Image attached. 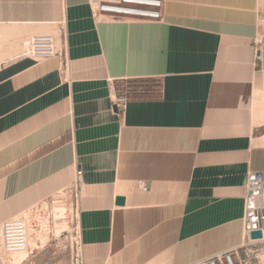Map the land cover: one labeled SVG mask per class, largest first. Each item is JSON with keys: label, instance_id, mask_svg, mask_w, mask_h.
I'll return each instance as SVG.
<instances>
[{"label": "crops", "instance_id": "0c3cea01", "mask_svg": "<svg viewBox=\"0 0 264 264\" xmlns=\"http://www.w3.org/2000/svg\"><path fill=\"white\" fill-rule=\"evenodd\" d=\"M61 23L65 60L24 54ZM260 34L264 0H166L161 21L99 22L89 0H0V223L81 169L85 264H194L241 247L247 174L264 176Z\"/></svg>", "mask_w": 264, "mask_h": 264}, {"label": "built area", "instance_id": "2783aa9c", "mask_svg": "<svg viewBox=\"0 0 264 264\" xmlns=\"http://www.w3.org/2000/svg\"><path fill=\"white\" fill-rule=\"evenodd\" d=\"M92 7V15L96 22L106 17L110 21H161L164 19L166 0H89ZM60 35L42 33L32 36L28 42L29 49L24 53L31 55L36 60L51 57L66 58V34L63 23L60 27ZM59 37L63 42L59 41ZM253 48L256 59L261 57L264 49V34L258 35L253 40ZM117 89L110 80V96L119 110H124L127 103L125 96H119ZM82 170L78 169L75 181L72 185L76 205V236L73 241L72 264H85L83 242L80 234L79 201L82 187ZM245 195L244 234L247 241L239 248L222 251L194 264H248L253 257L260 259L264 255V176L261 172L250 171L247 174ZM140 188L148 190L145 180L140 181ZM65 195V189L58 194ZM28 212V211H27ZM30 214V213H28ZM31 215L26 212L18 217L5 220L0 223V252L10 254L30 250L29 226ZM33 225V223H32ZM35 228V225H33ZM254 231L262 233L261 238H252Z\"/></svg>", "mask_w": 264, "mask_h": 264}, {"label": "rangeland", "instance_id": "374dc122", "mask_svg": "<svg viewBox=\"0 0 264 264\" xmlns=\"http://www.w3.org/2000/svg\"><path fill=\"white\" fill-rule=\"evenodd\" d=\"M72 185L65 188V195L56 193L26 212L35 225L29 226L28 256L20 259L18 255L0 252V264H72L76 236ZM61 207L66 208L65 217L59 211Z\"/></svg>", "mask_w": 264, "mask_h": 264}, {"label": "bare ground", "instance_id": "6f19581e", "mask_svg": "<svg viewBox=\"0 0 264 264\" xmlns=\"http://www.w3.org/2000/svg\"><path fill=\"white\" fill-rule=\"evenodd\" d=\"M59 211L61 212V216L65 217L66 216V208L65 207H61L59 209ZM26 215L29 217L30 214L26 213ZM10 255H18L20 259L26 258L28 256V252L27 251H21V252H13L10 253Z\"/></svg>", "mask_w": 264, "mask_h": 264}, {"label": "water", "instance_id": "95a60500", "mask_svg": "<svg viewBox=\"0 0 264 264\" xmlns=\"http://www.w3.org/2000/svg\"><path fill=\"white\" fill-rule=\"evenodd\" d=\"M117 202L121 203V204L124 203V197H121V196L118 197ZM251 237L252 238H261L262 233L260 231H254V232H252Z\"/></svg>", "mask_w": 264, "mask_h": 264}]
</instances>
